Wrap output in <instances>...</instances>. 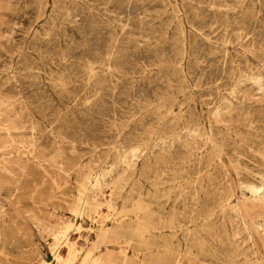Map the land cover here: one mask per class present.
Masks as SVG:
<instances>
[{
    "label": "rangeland",
    "instance_id": "374dc122",
    "mask_svg": "<svg viewBox=\"0 0 264 264\" xmlns=\"http://www.w3.org/2000/svg\"><path fill=\"white\" fill-rule=\"evenodd\" d=\"M63 223L70 264H264V0H0V264Z\"/></svg>",
    "mask_w": 264,
    "mask_h": 264
},
{
    "label": "bare ground",
    "instance_id": "6f19581e",
    "mask_svg": "<svg viewBox=\"0 0 264 264\" xmlns=\"http://www.w3.org/2000/svg\"><path fill=\"white\" fill-rule=\"evenodd\" d=\"M181 67V66H180ZM181 74H183V73H181ZM184 75V74H183ZM182 75V76H183ZM181 76V78H185V76H183L182 77ZM198 77H200V76H198ZM197 77V78H198ZM201 79V78H200ZM199 79V80H200ZM158 87V86H157ZM165 87V86H164ZM167 87V86H166ZM159 88V87H158ZM168 88V87H167ZM170 89V88H169ZM153 90V89H152ZM155 91H156V89H154ZM161 90V89H160ZM169 91V90H168ZM155 93V92H154ZM157 93V92H156ZM155 93V94H156ZM162 93H163V91H162ZM165 93V92H164ZM152 94V93H151ZM157 95V94H156ZM152 96H154V94L152 95ZM158 96H159V94H158ZM162 96V95H161ZM154 98V97H153ZM157 98V97H156ZM160 98V97H159ZM162 99L164 98V94H163V97H161ZM157 101V100H156ZM143 104H145V102H143ZM143 104H141V105H143ZM148 104H150V103H148ZM144 106H146V105H144ZM143 106V107H144ZM165 107V106H164ZM195 107V106H194ZM166 108V107H165ZM193 110H194V108H193ZM195 112H196V110H195ZM8 121V120H7ZM166 126V125H165ZM164 127V126H163ZM162 128V127H161ZM167 128H169V127H167ZM161 130H163V129H161ZM165 131H163L162 133H164ZM166 133H167V131H166ZM137 135V134H136ZM171 135V134H170ZM140 136V135H139ZM159 136H161L160 135V133H159ZM143 137H145V136H143ZM162 137V136H161ZM135 138H136V136H135ZM151 138V137H150ZM142 139V138H141ZM135 140V139H134ZM143 140H141L140 142H142ZM145 141V140H144ZM150 141V140H149ZM156 142V141H155ZM187 143V142H186ZM137 144V143H136ZM194 145V144H193ZM195 146V145H194ZM262 146V145H261ZM132 147V146H131ZM133 147H135V145H133ZM148 148V147H147ZM202 149V148H201ZM162 150H164V149H162ZM170 150V149H169ZM176 150V149H175ZM184 150V149H183ZM215 150V149H214ZM161 151V150H160ZM211 151V150H210ZM191 152V151H190ZM213 152H215V151H213ZM166 154V153H165ZM189 154V153H188ZM154 155V154H153ZM152 155V156H153ZM162 155V154H161ZM183 155V154H182ZM206 155V154H205ZM132 158V157H131ZM130 158V159H131ZM146 158V157H145ZM156 158V157H155ZM197 157H195V159H196ZM181 159V158H180ZM190 159V158H189ZM194 159V158H193ZM136 160V159H135ZM158 160V159H157ZM165 160V159H164ZM147 161V160H146ZM186 161V160H185ZM181 162V161H180ZM196 162V161H195ZM128 163V162H127ZM133 163V162H132ZM164 163V162H163ZM198 163V162H197ZM103 164V163H102ZM131 164V163H130ZM146 164V163H145ZM154 165V164H153ZM159 165V164H158ZM186 165V164H185ZM192 165V164H191ZM194 165V164H193ZM198 165V164H197ZM130 167V166H129ZM128 167V168H129ZM142 167V166H141ZM162 167V166H161ZM165 167V166H164ZM135 168V167H134ZM154 168V167H153ZM187 168V167H186ZM185 168V169H186ZM197 168V167H196ZM147 169V168H146ZM184 169V170H185ZM194 169V168H193ZM135 171V170H134ZM140 171V170H139ZM139 171H137V172H139ZM148 171V170H147ZM192 171V170H191ZM178 172V171H177ZM188 172V171H187ZM11 173V172H10ZM141 173V172H140ZM130 174V173H129ZM148 174V173H147ZM197 174H198V172H197ZM119 175H122V172H121V174H119ZM124 175H125V173H124ZM135 175V174H134ZM143 175V174H142ZM188 175V174H187ZM118 177V176H117ZM125 177V176H124ZM124 177H122V178H124ZM182 177H183V175H182ZM113 179V178H112ZM127 179V178H126ZM137 179V178H136ZM120 180V179H119ZM116 181H117V179H116ZM129 181V180H128ZM136 181V180H135ZM121 182V181H120ZM122 182H124V181H122ZM132 182H134V181H132ZM195 182V181H194ZM112 183H115V182H112ZM116 183H118V182H116ZM131 184V183H130ZM119 184H117L116 185V187L118 186ZM138 185V184H137ZM190 185V184H189ZM140 186V185H139ZM120 187V186H119ZM119 187L118 188H115V189H119ZM124 187V186H123ZM129 187H131V185L129 186ZM109 188H110V185H109ZM109 188H108V190H109ZM139 189V188H138ZM193 190V189H192ZM134 191V190H133ZM136 191H137V189H136ZM135 191V192H136ZM155 191V190H154ZM110 194H111V192H110ZM131 194H132V192H131ZM192 194H193V192H192ZM130 195V194H129ZM90 196V195H89ZM111 196V195H110ZM157 196V195H156ZM109 197V196H108ZM122 197V196H121ZM144 197V196H143ZM143 197H142V199H143ZM146 197V196H145ZM189 197V196H188ZM187 197V198H188ZM218 197H219V195H218ZM120 198V197H119ZM138 198V197H137ZM195 198V197H194ZM107 199V198H106ZM112 199V198H111ZM132 199H133V197H132ZM141 199V200H142ZM148 199H150V198H148ZM191 199V198H190ZM130 200V199H129ZM135 200V199H134ZM140 200V204H141V201ZM187 200V199H186ZM97 200H96V195H91L90 197H89V199H88V202H89V205H90V208L92 209V207H93V205H94V203L96 202ZM113 201V200H112ZM111 201V202H112ZM147 201V200H146ZM152 201V200H151ZM151 201H149V203L151 202ZM197 201V200H196ZM118 202V201H117ZM145 202V201H144ZM144 202H142V204H144ZM155 202V201H154ZM193 202H194V200H193ZM108 203V202H107ZM113 203V202H112ZM124 203H126V202H124ZM135 203V202H134ZM138 203V202H137ZM156 203V202H155ZM213 203V202H212ZM105 204V203H104ZM139 203H138V205H140ZM141 204V205H142ZM146 204V203H145ZM185 204V203H184ZM191 204H193V203H191ZM218 204H220V203H218ZM108 205H110V204H108ZM124 205V204H123ZM130 205V204H129ZM135 205V204H134ZM147 205V204H146ZM201 205H203V204H201ZM238 205V204H237ZM113 206V205H112ZM69 207V206H68ZM116 207V206H115ZM114 207V208H115ZM144 207V206H143ZM202 207V206H201ZM207 207V206H206ZM113 208V209H114ZM127 208V207H126ZM133 208V207H132ZM137 208V207H136ZM136 208H134V209H136ZM154 208V207H153ZM159 208V207H158ZM190 208H191V206H190ZM71 209H72V207H71ZM105 209H108V208H105ZM123 209V208H122ZM152 209V208H151ZM150 209V210H151ZM169 209V208H168ZM209 209V208H208ZM83 210H84V208H83V206L81 207V208H79L78 210H73V211H71V213H72V215H74V217H82L83 216ZM101 210V209H100ZM104 210V209H103ZM103 210H101V211H103ZM126 210V209H125ZM128 210V209H127ZM126 210V211H127ZM133 210V209H132ZM173 210H174V208H173ZM201 210V209H200ZM210 210V209H209ZM69 211H70V209H69ZM135 211V210H134ZM165 211V210H164ZM163 211V212H164ZM177 211V210H176ZM105 212H107V210L105 211ZM120 212V211H119ZM136 212V211H135ZM165 212H167V211H165ZM172 212V211H171ZM202 212V211H201ZM204 212V211H203ZM90 213H94V211L93 210H91V212ZM115 213V212H114ZM134 213V212H133ZM197 213V212H196ZM212 213V212H211ZM96 214V216H98V219H103V217H102V214L101 213H95ZM105 214V213H104ZM124 214H125V212H124ZM128 214V213H127ZM130 214V213H129ZM167 214V213H166ZM192 214V213H191ZM201 214V213H200ZM152 215V214H151ZM207 215V214H206ZM109 216V215H108ZM116 216V215H115ZM135 216V215H134ZM202 216H204V215H202ZM208 216V215H207ZM151 217V216H150ZM173 217V216H172ZM34 218H36V217H34ZM147 218V217H146ZM149 218V217H148ZM161 218V217H160ZM166 218V217H165ZM192 218V217H191ZM32 219H33V217H32ZM54 219V218H53ZM75 219V218H74ZM141 220H142V218H141ZM146 220H148V219H146ZM204 220V219H203ZM75 221V220H74ZM195 221L196 220H194V223H195ZM80 222V221H79ZM107 222V221H106ZM149 222V221H148ZM152 222V221H151ZM160 222V221H159ZM212 222V221H211ZM215 222V221H214ZM49 223V222H48ZM137 223V222H136ZM173 223V222H172ZM208 223V222H207ZM129 224H130V222H129ZM128 223H127V226L129 225ZM146 224H148V223H146ZM145 224V225H146ZM163 224V223H162ZM50 225H51V223H50ZM71 225H72V223H63V224H61V225H59L58 226V229H57V233L55 234V238H56V241H55V243L53 244V247L51 246L50 247V249H49V253H50V258H51V261L54 263V264H70L71 262H73L77 257H78V255H79V251L77 250V245L75 244V242H71V241H69L67 238H66V234L68 233V230H69V228H72L71 227ZM125 225V224H124ZM132 225V224H131ZM153 225V224H152ZM156 225H158V224H156ZM201 225V224H200ZM135 226V225H134ZM133 226V227H134ZM169 226V225H168ZM204 226V225H203ZM207 226H209V225H207ZM49 227V226H48ZM126 227V226H125ZM129 227V226H128ZM140 227H141V225H140ZM147 227V226H146ZM145 227V228H146ZM149 227V226H148ZM151 227H153V226H151ZM54 228V227H53ZM131 228H132V226H131ZM144 228V227H143ZM166 228V227H165ZM173 228V227H172ZM180 228V227H179ZM206 228V227H205ZM219 228V227H218ZM134 229V228H133ZM146 229H148V228H146ZM162 229V228H161ZM167 229V228H166ZM203 229V228H202ZM220 229V228H219ZM46 230V229H45ZM72 230V229H71ZM150 230H151V228H150ZM190 230V229H189ZM208 230V229H207ZM51 231V230H50ZM76 231V230H75ZM78 231H79V228H78ZM101 231V230H100ZM137 231V230H136ZM52 232V231H51ZM222 232V231H221ZM138 233H142V232H138ZM146 233V232H145ZM50 234V233H49ZM115 235V234H114ZM168 235V234H167ZM112 236V235H111ZM97 237H98V234H95V238L97 239ZM118 237H119V235H118ZM155 237V236H154ZM173 237V236H172ZM213 238V237H212ZM149 239V238H148ZM156 239V238H155ZM208 239V238H207ZM170 240V239H169ZM216 240V239H215ZM58 241H61V242H58ZM171 241V240H170ZM209 241V240H208ZM83 242L86 244V246H89L91 249H93L94 247H95V241H91L90 239H88V237H85V238H83ZM159 244V243H158ZM171 244V243H170ZM175 244V243H174ZM60 245H62V247L65 249V251H66V254L65 255H62L61 253H60V251L58 250L59 248H60ZM160 246V245H159ZM166 246V245H165ZM162 247V246H161ZM164 249V248H163ZM177 249H178V247H177ZM166 250V249H165ZM177 251V250H176ZM90 252H91V250H88V251H86L85 252V254L83 255V257H82V259H81V264H85V263H88V264H93L92 262H91V260H89V257H90ZM111 252V251H110ZM36 255V254H35ZM227 255H229V254H227ZM36 257V256H35ZM226 257H229V256H226ZM37 258H38V262H37V264H52V262L51 261H47L42 255H40V254H37ZM48 258V257H47ZM89 261V262H88ZM224 261H226V258H225V260ZM2 262V261H1ZM51 262V263H50ZM173 262V261H172Z\"/></svg>",
    "mask_w": 264,
    "mask_h": 264
}]
</instances>
